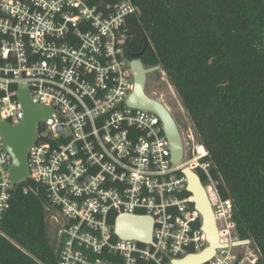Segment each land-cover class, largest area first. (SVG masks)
<instances>
[{
	"label": "built area",
	"instance_id": "2783aa9c",
	"mask_svg": "<svg viewBox=\"0 0 264 264\" xmlns=\"http://www.w3.org/2000/svg\"><path fill=\"white\" fill-rule=\"evenodd\" d=\"M135 11L130 0H0V119L23 120L21 86L31 103L51 109L36 123L25 180L44 187L53 209L57 264H255L250 240L236 244L232 202L220 196L192 126L175 163L159 116L128 104L124 24ZM4 143L0 133V220L20 183ZM185 168L198 174L219 235L195 263L209 242ZM121 214L151 217L152 242L118 237Z\"/></svg>",
	"mask_w": 264,
	"mask_h": 264
},
{
	"label": "trees",
	"instance_id": "16d2710c",
	"mask_svg": "<svg viewBox=\"0 0 264 264\" xmlns=\"http://www.w3.org/2000/svg\"><path fill=\"white\" fill-rule=\"evenodd\" d=\"M130 2L127 52L165 72L208 151L220 196L232 202L235 234L264 264V0ZM47 205L43 186H14L0 220V264H57Z\"/></svg>",
	"mask_w": 264,
	"mask_h": 264
},
{
	"label": "water",
	"instance_id": "95a60500",
	"mask_svg": "<svg viewBox=\"0 0 264 264\" xmlns=\"http://www.w3.org/2000/svg\"><path fill=\"white\" fill-rule=\"evenodd\" d=\"M144 46H146V41ZM264 47V44H263ZM127 54L131 57L130 66L133 73L134 86L128 99L130 106L149 109L155 112L162 123L163 131L169 142L171 157L173 162H178L183 156V140L176 123V120L169 108L145 92L147 74L159 68L158 65L145 67L139 53ZM20 99L25 111V115L20 124L9 126L0 119V133L4 137V149L11 156L10 176L15 182H21L28 177L26 164L27 149L35 140L36 123L47 117L51 109L46 106H37L29 100L27 87L21 86ZM184 173L188 180V189L195 195L196 206L203 216V226L207 234L209 246L205 253L193 256L192 262H199L208 255H211L215 248L219 246V235L215 224L210 202L201 180L196 172L190 168H185ZM114 233L120 238L135 239L141 243L152 242V219L149 216L121 214L118 215L114 223ZM245 241L238 240L236 244H243Z\"/></svg>",
	"mask_w": 264,
	"mask_h": 264
},
{
	"label": "rangeland",
	"instance_id": "374dc122",
	"mask_svg": "<svg viewBox=\"0 0 264 264\" xmlns=\"http://www.w3.org/2000/svg\"><path fill=\"white\" fill-rule=\"evenodd\" d=\"M146 86L147 94L150 97L160 100L169 108L176 120L184 141L186 139L187 129L190 126V122L181 106L177 94L174 92L173 87L169 84L167 79H164V75L160 69L147 74ZM50 231L53 237H56L54 234V226L51 225ZM244 250H246V247Z\"/></svg>",
	"mask_w": 264,
	"mask_h": 264
},
{
	"label": "flooded vegetation",
	"instance_id": "af4514ba",
	"mask_svg": "<svg viewBox=\"0 0 264 264\" xmlns=\"http://www.w3.org/2000/svg\"><path fill=\"white\" fill-rule=\"evenodd\" d=\"M146 87H147V86L145 85V92L147 93V91H146Z\"/></svg>",
	"mask_w": 264,
	"mask_h": 264
}]
</instances>
